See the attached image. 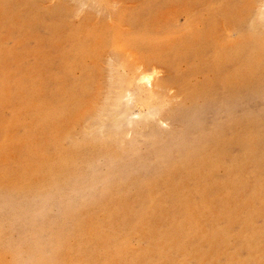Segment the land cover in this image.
<instances>
[{
    "label": "rangeland",
    "instance_id": "rangeland-1",
    "mask_svg": "<svg viewBox=\"0 0 264 264\" xmlns=\"http://www.w3.org/2000/svg\"><path fill=\"white\" fill-rule=\"evenodd\" d=\"M0 264H264V0H0Z\"/></svg>",
    "mask_w": 264,
    "mask_h": 264
}]
</instances>
